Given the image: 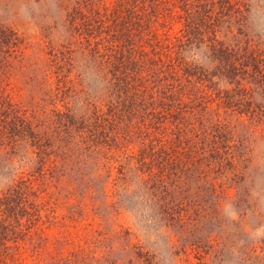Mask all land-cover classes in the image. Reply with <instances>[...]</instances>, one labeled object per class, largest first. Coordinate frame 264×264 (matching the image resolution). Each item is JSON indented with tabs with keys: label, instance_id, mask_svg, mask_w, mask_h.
<instances>
[{
	"label": "rangeland",
	"instance_id": "1",
	"mask_svg": "<svg viewBox=\"0 0 264 264\" xmlns=\"http://www.w3.org/2000/svg\"><path fill=\"white\" fill-rule=\"evenodd\" d=\"M166 1L179 12L180 0ZM235 1L244 15L242 34L228 39L263 56L264 0ZM113 4L117 0H0V218L5 193L30 185L29 210L39 204L43 229L39 240L25 238L21 264H264V87L250 74L222 75L208 43L198 44L193 55L212 75L214 100L191 114L187 105L180 140L199 164L176 181L159 183L155 176L142 182L135 158L164 153L160 146L151 150L148 133H134L122 154L89 139L83 145L76 129L66 132L57 124L67 103L76 116L109 114L107 102L117 91L108 69L79 51L71 62L58 54L65 57L61 75L75 90L61 102L54 58L76 48L74 26L81 18L102 15ZM197 79L185 87L190 94L192 85L202 90ZM244 95L245 104L233 102ZM135 111L140 117L134 121L149 120L148 109ZM167 130L159 134L162 143L175 137L172 127ZM129 165L121 178L118 170ZM63 234L81 242L69 245Z\"/></svg>",
	"mask_w": 264,
	"mask_h": 264
},
{
	"label": "trees",
	"instance_id": "2",
	"mask_svg": "<svg viewBox=\"0 0 264 264\" xmlns=\"http://www.w3.org/2000/svg\"><path fill=\"white\" fill-rule=\"evenodd\" d=\"M178 4L176 8L180 9L179 12L169 9L166 0H117V4L104 8L102 15L96 11L91 18H81L82 24L74 26L76 48L71 51L66 47L65 51L57 53L54 58L58 70H61L58 77L60 74L59 82L62 87L57 92L61 102H68L67 92L74 96L75 90L67 75H61L66 71L62 62L65 57L59 58L58 54L67 55L66 59L71 62L72 53L79 51L94 62L98 60L102 67L108 69L106 74L114 81L117 91L115 99L107 102L109 114L102 110L100 114L96 112L88 118L76 116L67 107V103L65 112L58 113L57 124L66 127V132L76 129L73 131L74 136L78 133L81 138L78 142L83 145L89 139V143L94 146H106L109 150L122 154L126 150L124 142H128L134 133H148L151 150L160 146L164 153L162 157L153 155L155 158L150 160L142 153L135 158L141 171L140 178L145 184L155 176L159 183H164L166 179L176 181L180 178L178 174L199 164V160L193 156L195 151L192 147L180 140L182 133L186 132L180 125L187 105H191V114L194 107L208 109L214 100L212 75L197 65L194 59L193 51L198 44L208 43L214 57L222 65V75L250 74L255 84L264 87V79L261 78L264 66H258L262 62L264 65V55L253 47L233 43L231 38L228 39L235 32L242 34L244 15L238 1L180 0ZM175 24L181 25L178 31H174ZM103 35L105 38H100ZM127 37L130 39L126 40ZM121 40L125 42L122 43ZM191 77L195 80L198 78L201 92L199 89L196 91L194 85L190 86L191 94L185 90V87L191 85ZM193 83L196 84L197 81ZM242 92L247 95L245 89ZM219 95L216 93L218 101H225ZM245 95L233 102L245 104ZM142 107L150 111L147 114L149 120L136 122L133 119L140 116L135 110ZM170 127L175 134L174 140L162 143L163 138L159 134L168 131L167 128ZM64 130L65 128L63 133ZM85 133L93 137L97 134L94 138L103 141L97 142L84 136ZM182 143L185 146H181ZM130 166L125 172L122 168L118 170L121 178L127 177L128 171L133 168ZM144 168L146 171L142 172ZM144 173H147L144 175L146 178L141 177ZM27 181L33 182L30 179ZM32 190L30 185H21L5 193L1 205L4 206L3 216L0 218V264H21L22 250L27 244L25 238H40L39 234L43 229L39 224V204L37 209L31 206L33 211L29 210L31 203L28 197ZM39 198L37 194V201ZM22 219H26L25 224L21 223ZM51 223L53 226V222ZM61 238H65L69 245H73L75 239L81 242L79 237H73L68 242V234H63Z\"/></svg>",
	"mask_w": 264,
	"mask_h": 264
}]
</instances>
